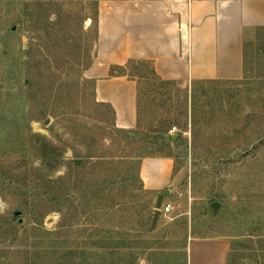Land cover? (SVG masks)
I'll return each mask as SVG.
<instances>
[{"label": "rangeland", "instance_id": "374dc122", "mask_svg": "<svg viewBox=\"0 0 264 264\" xmlns=\"http://www.w3.org/2000/svg\"><path fill=\"white\" fill-rule=\"evenodd\" d=\"M99 1L0 0V264H188L210 238L230 241L227 264H264V28L243 81L147 93L124 130L86 74ZM159 153L174 167L156 192L140 166Z\"/></svg>", "mask_w": 264, "mask_h": 264}, {"label": "crops", "instance_id": "0c3cea01", "mask_svg": "<svg viewBox=\"0 0 264 264\" xmlns=\"http://www.w3.org/2000/svg\"><path fill=\"white\" fill-rule=\"evenodd\" d=\"M258 27H264V0H100L95 56L86 74L96 100L111 107L115 125L130 130L137 123V83L110 76L111 66L148 61L159 78L184 85L238 80L246 37ZM173 167L169 157L143 159L144 187L164 189ZM229 251L226 238L193 239L188 264H227Z\"/></svg>", "mask_w": 264, "mask_h": 264}, {"label": "trees", "instance_id": "16d2710c", "mask_svg": "<svg viewBox=\"0 0 264 264\" xmlns=\"http://www.w3.org/2000/svg\"><path fill=\"white\" fill-rule=\"evenodd\" d=\"M94 21V19H93ZM97 24V16L94 21ZM258 28H264V27H258ZM96 36H97V29H96ZM110 76H117V75H126L127 77L134 79L137 83V97H136V108H137V124L141 125V104L142 99L147 93L151 94H157L161 95L162 91L166 88V86L175 83L172 81L163 80L158 77L156 74L153 65L148 61H142V60H128L124 65H114L110 67ZM246 78V75L244 73L243 79ZM240 80V81H241ZM210 82V81H221V80H204L200 82ZM197 82V81H196ZM152 131L155 133V138L157 141H160V144L162 146H168L171 144H174L177 142V140H171L166 139V133L168 131L167 126L164 124L158 125L152 129ZM160 152V150H159ZM154 156L158 157H171L169 154L159 153ZM78 167H74V169L77 171L79 170Z\"/></svg>", "mask_w": 264, "mask_h": 264}, {"label": "water", "instance_id": "95a60500", "mask_svg": "<svg viewBox=\"0 0 264 264\" xmlns=\"http://www.w3.org/2000/svg\"><path fill=\"white\" fill-rule=\"evenodd\" d=\"M165 137H166V139H171V140L176 139V136L171 135V134H168ZM75 164L78 165L79 161L77 160L75 162ZM168 193H169V190L165 189L160 195H158V197L156 199V203H155V210H154V216H153L154 221L157 219L158 215H160L162 213V211H161L162 200H163L164 196L167 195ZM212 207L216 208V204H212ZM13 216L15 218H18V223H22L23 219H22V212L21 211H19V210L14 211Z\"/></svg>", "mask_w": 264, "mask_h": 264}, {"label": "built area", "instance_id": "2783aa9c", "mask_svg": "<svg viewBox=\"0 0 264 264\" xmlns=\"http://www.w3.org/2000/svg\"><path fill=\"white\" fill-rule=\"evenodd\" d=\"M170 210V205L166 204L163 208H162V212L165 213L167 211Z\"/></svg>", "mask_w": 264, "mask_h": 264}]
</instances>
